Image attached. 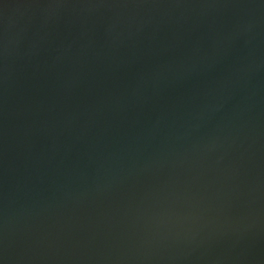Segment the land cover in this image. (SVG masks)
<instances>
[{"label":"water","instance_id":"1","mask_svg":"<svg viewBox=\"0 0 264 264\" xmlns=\"http://www.w3.org/2000/svg\"><path fill=\"white\" fill-rule=\"evenodd\" d=\"M0 264H264V0H0Z\"/></svg>","mask_w":264,"mask_h":264}]
</instances>
